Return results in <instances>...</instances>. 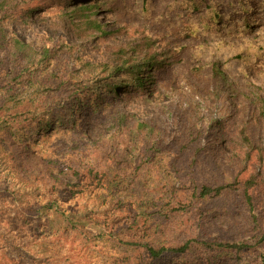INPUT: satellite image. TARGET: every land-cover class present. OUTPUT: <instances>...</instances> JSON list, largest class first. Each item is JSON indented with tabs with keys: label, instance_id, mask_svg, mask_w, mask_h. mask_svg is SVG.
Segmentation results:
<instances>
[{
	"label": "rangeland",
	"instance_id": "rangeland-1",
	"mask_svg": "<svg viewBox=\"0 0 264 264\" xmlns=\"http://www.w3.org/2000/svg\"><path fill=\"white\" fill-rule=\"evenodd\" d=\"M10 1L9 17L3 20L0 14L2 36L10 43L18 40L25 44V59L35 51L44 56L37 58L35 66L43 74L77 73L70 85L85 77L83 87L87 94L78 93L65 102L48 127L39 121L41 115L34 124L35 131H30L31 121L25 120L26 130L17 134L16 146L22 155L31 153L27 158L19 160L10 142L0 138V264H167L151 260L142 250L129 249L123 244L133 239L153 246L166 245L167 223L150 221L151 227L133 231V238L124 232L110 239L108 235H99L105 229L99 228L93 219L103 221L109 215L115 225L123 220L128 224L132 221H127L130 215L142 212L143 202L144 211L149 208L146 201L119 194L112 199L104 186L91 187L84 182L83 192L72 196L56 191L53 180L69 181L67 165L83 156L77 149V139L84 145L90 141L105 143L108 123L118 115V110L149 122L166 143L173 142L183 127L202 131L201 146L208 152L207 162L203 159L199 164L204 172L203 181L230 179L233 171L226 163L222 171L211 164L213 157L218 161L226 159L228 149L220 144L219 132L208 128L212 117L226 119L234 114L233 102L215 101L208 92L200 93L197 75L209 76L211 62L218 60L222 64L220 69L229 78L231 67L238 73L243 71L251 82L262 85L248 66L260 54L258 48L264 43V0H206L197 5L187 0H87L78 6L74 0ZM19 3L22 7L16 8ZM80 5L96 7L94 17L103 24L108 37L94 33L86 38L72 31L74 25L68 27L71 22H78L72 10ZM146 59L165 65L155 72L154 89L158 94H150L152 103L137 98L124 102L125 92L121 91L123 101L111 106L113 95H107L104 83L128 78V74L120 73L115 79L111 67L124 63L129 67L132 62L139 64ZM90 71L91 76L86 78ZM148 71L144 68L141 72L146 75ZM66 93L71 95L74 90ZM32 94L28 90L22 98ZM101 95L106 102L98 106ZM88 98L90 105L86 102ZM199 110L204 120H199ZM173 147L178 148L173 151L178 154V163H184L189 154H181L180 147ZM42 148H45L43 152ZM135 157L139 156L135 154ZM172 162L170 159L165 165L157 164L159 174L152 176L150 189L156 184L155 178L163 184L175 182ZM176 185L180 186L178 182ZM150 195L154 199L159 197L157 192ZM118 201L123 203L122 208ZM50 204L55 207L46 214L43 208ZM161 204L167 205L168 200ZM77 219L86 220L88 225L74 223ZM74 225L79 230H73Z\"/></svg>",
	"mask_w": 264,
	"mask_h": 264
},
{
	"label": "trees",
	"instance_id": "trees-1",
	"mask_svg": "<svg viewBox=\"0 0 264 264\" xmlns=\"http://www.w3.org/2000/svg\"><path fill=\"white\" fill-rule=\"evenodd\" d=\"M74 1L78 6L87 0ZM187 1L193 5L208 2ZM10 2L4 0L0 3L3 20L9 17L10 12L7 10L12 8ZM15 7H22V3ZM94 10V6L80 5L74 8L72 13L76 15L78 22H71L68 27L74 25L72 31L78 36L89 38L94 33H102L108 37L103 24L95 19ZM2 34L4 31L0 26V92H4L0 96V138L10 142L17 158L21 160L31 154L27 152L22 155L20 148L16 146L17 134L26 130L25 120L31 121L30 131H35L34 124L41 115L39 121L42 120L48 127L54 120V114H58V109L67 104L65 102L72 100L78 93H86L87 89L83 87L85 77L81 82L69 84L77 73L69 75V72L55 71L43 74L35 66L38 64L37 58L44 56L35 51L33 56L25 59V44L18 40L10 43ZM263 44L258 48L260 54L253 57L254 60L248 66L253 75L261 79V86L246 78L243 71L238 73L231 67L228 68L231 73L229 78L230 75L220 69L222 64L218 60L211 62L209 76L197 75L200 93L208 92L215 97V101L223 102V99H227L233 102L234 114L226 119L212 117L208 128L219 132L220 144L228 149L225 152L228 154L226 159L218 161L213 157L211 164L214 169L222 171L226 163L233 171L230 179L221 182L203 181L204 172L199 164L203 159L207 162L208 152L201 146L202 131L198 132L195 127H183L181 134L173 142L166 143L161 139V133L149 122L118 110V115L108 123V135L103 140L105 143L90 141L84 145L81 143L83 141L77 139V149L83 156L67 165L65 171L69 181L56 178V181L53 180V188L74 196L83 192L84 182L91 187L104 186L111 193L112 199L113 195L119 194L124 197L138 196L140 200L146 201L149 208L144 211L143 202L142 212L130 215L127 221H132L128 224L123 220L115 225L114 219L109 220V215L103 221L93 219L99 228L105 229L99 235H108L110 239L124 232L130 233L133 238L132 232L143 226L149 229L150 221L161 220L167 223L169 231L166 245L153 246L133 239L123 242L129 249L135 247L142 250L151 260L166 261L167 264H264ZM136 63L132 62L129 67H125V63L111 67L115 79L120 73L128 74L127 77L131 79L123 78L113 82L108 80L104 83L107 95H113L111 106H117L123 101L121 91L125 92L124 102L137 98L142 102L152 103L150 94H158L154 89L157 83L155 72L161 69L160 65L163 63H152L150 59ZM144 68L150 70L146 75L141 72ZM91 72L86 73V78L91 76ZM239 77L242 78L241 81L236 80ZM28 90H32L33 94L23 99L22 96ZM73 90L71 95L66 93ZM78 100L77 104L82 105ZM86 102L90 105V98ZM105 102L101 95L97 105L101 106ZM197 115L199 120L205 119L201 117L200 110ZM28 132L29 130L25 133V138ZM173 145L180 147L181 154H189L184 163H178V154L173 152L178 148ZM44 149L40 151L43 152ZM201 153L203 156H199ZM135 154L139 157H135ZM170 159L173 161L171 167L176 170L175 182L163 184L160 179L155 178L156 184L150 189L149 184L154 180L152 176L159 174L157 164L165 165ZM154 192L159 195L157 199L150 195ZM163 200H168V204H161ZM118 205L122 208L123 203L118 201ZM54 207V204H50L43 211L47 214V210ZM155 208H161V211L154 213ZM85 221L77 219L73 222L88 225ZM73 222L71 221L72 224ZM74 228L75 231L79 230H76L75 225Z\"/></svg>",
	"mask_w": 264,
	"mask_h": 264
}]
</instances>
